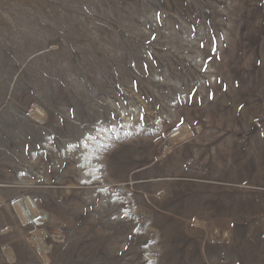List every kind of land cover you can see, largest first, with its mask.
Returning a JSON list of instances; mask_svg holds the SVG:
<instances>
[{
    "label": "rangeland",
    "instance_id": "rangeland-1",
    "mask_svg": "<svg viewBox=\"0 0 264 264\" xmlns=\"http://www.w3.org/2000/svg\"><path fill=\"white\" fill-rule=\"evenodd\" d=\"M0 264H264V0H0Z\"/></svg>",
    "mask_w": 264,
    "mask_h": 264
},
{
    "label": "snow or ice",
    "instance_id": "snow-or-ice-1",
    "mask_svg": "<svg viewBox=\"0 0 264 264\" xmlns=\"http://www.w3.org/2000/svg\"><path fill=\"white\" fill-rule=\"evenodd\" d=\"M113 119H116V116H115V114L113 115V117H112ZM141 119H143V117H141ZM85 146H87V144H85Z\"/></svg>",
    "mask_w": 264,
    "mask_h": 264
}]
</instances>
